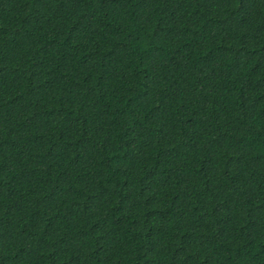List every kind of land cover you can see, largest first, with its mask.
Here are the masks:
<instances>
[{
	"label": "trees",
	"instance_id": "16d2710c",
	"mask_svg": "<svg viewBox=\"0 0 264 264\" xmlns=\"http://www.w3.org/2000/svg\"><path fill=\"white\" fill-rule=\"evenodd\" d=\"M0 264H264V0H0Z\"/></svg>",
	"mask_w": 264,
	"mask_h": 264
}]
</instances>
